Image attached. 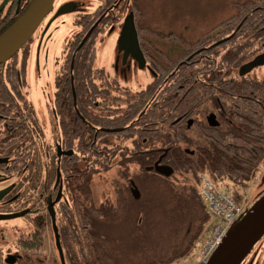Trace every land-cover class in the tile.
Returning a JSON list of instances; mask_svg holds the SVG:
<instances>
[{
	"label": "flooded vegetation",
	"instance_id": "flooded-vegetation-1",
	"mask_svg": "<svg viewBox=\"0 0 264 264\" xmlns=\"http://www.w3.org/2000/svg\"><path fill=\"white\" fill-rule=\"evenodd\" d=\"M33 1L0 0V33ZM68 3L73 4L69 14L74 27L57 48L62 28L54 24L60 17L49 22ZM98 3L56 0L27 44L0 65V264H26L29 259L58 264L53 214L60 241L72 210L77 222L91 204L115 206L123 216L124 208L141 200L144 174L157 177V169L169 168L172 178L179 174L197 188L202 173H182L168 157L176 150L194 159L206 157L202 149L211 148L210 133L220 135V141L232 136L234 126L252 127L249 149L255 157L263 155L250 184L261 185L264 179V81L256 76L264 68V34H208L178 67L170 68L162 66L167 61L162 51L144 48L139 38L152 80L147 88L133 90L122 82L128 79L124 66L139 65L131 58L123 61L118 43L115 57L97 64L98 44L107 28L118 22L122 28L121 14L110 13L107 23L98 25L93 50L78 48L102 18L96 15ZM246 66L251 67L242 74ZM77 67L83 69L81 81L74 77ZM179 68L185 71L184 82H179L174 100L169 99L171 111L160 120L165 99L159 96L164 87L171 93L178 84ZM184 100L180 114L176 111ZM169 127L168 141L161 139V129L166 135ZM102 174L113 181L107 178L109 187L106 182L112 197L96 206L92 184ZM82 185L91 193L88 206L81 204ZM256 195L259 201L264 191ZM241 264H264V236Z\"/></svg>",
	"mask_w": 264,
	"mask_h": 264
},
{
	"label": "trees",
	"instance_id": "trees-1",
	"mask_svg": "<svg viewBox=\"0 0 264 264\" xmlns=\"http://www.w3.org/2000/svg\"><path fill=\"white\" fill-rule=\"evenodd\" d=\"M97 2L99 3L96 15L97 17L102 16V18L98 21V24L90 30L89 35H86L85 40H88L89 44L85 45L86 41L84 40L80 46H78L79 49H94V38L97 35V31H99L97 27L98 25L102 26L107 23L108 14H121L123 19L128 11L134 12L138 36L142 40L143 47L146 48L147 45H152L155 49L162 51V55H166V65L162 64L164 67H178L180 65L179 62L186 58L185 56L188 54L189 50L191 51L198 47L202 39H204H198L196 37L194 28L192 32L194 36L189 37L187 34L190 33V29H192L191 26L184 27V34H186V30H188L187 36H184L183 34L178 35L173 31L162 32L157 30L155 25L146 24L144 19L147 16L144 9L139 4V0H97ZM233 7L235 9L233 20L224 22L222 25L219 23V28L212 29L211 32H213V34H216L218 31H222L224 34L231 33L232 36L244 31L246 33L264 34V0H254L241 4L235 3ZM16 21L9 27H6V29L0 33V37L10 29ZM88 28H91V26ZM159 40H163V44H167L166 51L161 48V42H159ZM206 40L207 38L203 41ZM173 50L175 53L169 54ZM19 63H21V61ZM75 71H77L78 74L74 75L75 80H83L84 77L81 76L83 69L77 67ZM176 71L178 75L175 79L178 84L172 86L171 93L169 86L164 87L159 96V98L165 99V101L161 103L162 110L160 120L165 119L167 113L171 111L170 107H172V100L170 101L169 99L172 98L174 100L173 96L175 91H178L179 82L182 83L185 79V71H183V68H179V70ZM186 104L187 102L184 100L176 112L180 114L183 113ZM150 105L151 103L146 107L145 113ZM259 110L260 109H258L257 114ZM233 117L237 118L235 115ZM171 130L172 128L169 127L166 135H163V129H161V139L165 137L168 141ZM250 132H253L252 127L241 126L240 129H237V127L234 126L230 132L232 136L230 138L226 135L222 136L220 141L218 139L220 135L210 133L209 146H211V148L202 149L204 154H207L208 157L203 156L194 159L184 152L176 150L169 155L168 159H173L176 164V169L182 173L192 172L196 175L197 173H208L209 171L212 175L208 174L216 182L225 184L229 182L236 187L245 188L250 185L256 171L255 168L260 163L263 155L260 154L259 158L255 157V154L252 153L253 150L249 149L251 145V139L249 138ZM258 132H260V130H258ZM178 136L182 137L183 133H179ZM177 175L178 176L173 178L157 176L159 183L158 192L161 196L169 198L168 202L170 204L180 201L184 205V208H187V203L189 201L195 202L200 211L197 226L187 231L185 235L183 232L173 245L164 249V258L154 257L149 253V249L144 247L137 253L138 257L142 259L140 264H172V262L181 258L180 256L186 255L190 251V248L203 232L201 224L204 223L205 225V223L210 220V214L199 194L198 187L196 188L193 185L184 183L182 178H180L181 176L179 174ZM86 186H81L80 194L82 197L81 204L88 206L91 193ZM167 216L178 217L174 210H169ZM121 217L120 212L117 208L115 209V207H107L105 205L96 208L91 204V206L85 210V216L82 215L79 222H77L72 210V219L68 223L65 222L66 226L61 234V245L64 251L66 264H110L114 259L113 254L116 253V251H110L111 243L113 242L98 233L99 228L96 226V222H119ZM142 219H145V214L144 216H136V221H134L132 227L134 229H139L142 225L140 222ZM56 259L58 260V256ZM26 264L41 263L29 259ZM58 264H60L59 260Z\"/></svg>",
	"mask_w": 264,
	"mask_h": 264
},
{
	"label": "rangeland",
	"instance_id": "rangeland-1",
	"mask_svg": "<svg viewBox=\"0 0 264 264\" xmlns=\"http://www.w3.org/2000/svg\"><path fill=\"white\" fill-rule=\"evenodd\" d=\"M249 1L254 0H139V4L146 13L147 17L144 19L146 24L155 25L157 30L162 32L173 31L184 36L188 33V30H186V34L183 33L184 27L191 26L192 29L187 35L194 36L192 34L194 28L196 37L202 39L208 34H213L212 29L219 28V23L222 25L224 22L233 20L235 13L233 5L235 3L241 4ZM92 2L97 4V0H92ZM73 19L74 15L67 14L55 22L54 26L59 25L62 28V34L57 36V48H60L62 38L64 39L66 34L73 29ZM120 30L119 22L112 28H107L98 44V66L107 63L109 57H115ZM162 41L159 40L161 48L166 51L167 44H163ZM174 53L173 50L169 54ZM124 70L128 73V79L122 82L133 90L147 88L152 80V74L148 68H138L132 62L124 66ZM256 76L264 81V68L257 71ZM42 87L49 91V88L44 84ZM37 97H40V94ZM107 178L110 180L109 174H102L99 178L101 181L93 180V197L96 206L108 203L112 197L106 189ZM141 179L139 186L144 192L142 199L137 204L124 208L125 213L119 222H96V226L99 228L98 233L113 242L110 251L115 250L116 253L113 254L114 259L110 264H140L142 259L138 257L137 253L144 247L149 249V253L154 257L164 258V249L173 245L183 232L185 235L187 231L197 226L200 211L195 202L189 201L187 208H184L180 201L170 204L169 198L161 196L158 192L157 177L144 174ZM110 181L107 183V187H109ZM263 181L264 179H262ZM218 187L231 192L239 191L242 194V199H245L250 206L257 202L256 194L264 191V183L259 186L252 183L248 187L239 189L229 183H220ZM110 189L112 190L111 186ZM205 205L208 210V204L205 203ZM139 210L140 212H138ZM169 210H174L178 217L167 216ZM144 214L145 219L140 221L142 225L139 229H134L132 226L136 221V216H144ZM219 222L217 217L210 215V220L205 225L201 224L203 232L190 251L186 255L180 256L181 258L172 264H199L202 259L204 242L212 237V230Z\"/></svg>",
	"mask_w": 264,
	"mask_h": 264
},
{
	"label": "water",
	"instance_id": "water-1",
	"mask_svg": "<svg viewBox=\"0 0 264 264\" xmlns=\"http://www.w3.org/2000/svg\"><path fill=\"white\" fill-rule=\"evenodd\" d=\"M55 1L34 0L28 10L0 37V65L6 63L27 44L42 21L53 10ZM71 6L73 4L68 3L60 7L49 24L61 16L74 12L73 9H70ZM117 43L119 52H123V61L125 63L131 58L138 63L139 68L146 69L147 62L140 47L133 11H128L125 14ZM262 64L259 63L257 65ZM250 65L256 66L255 63ZM247 67L251 66L242 68V74L247 72ZM172 171L169 168L157 169V173L166 177H170ZM132 193L136 199L140 198V192L137 188H134ZM0 219H4V217L0 216ZM53 227L61 263L66 264L54 214ZM263 236L264 195L252 207L250 205L247 206L245 213L231 226L208 264H241Z\"/></svg>",
	"mask_w": 264,
	"mask_h": 264
},
{
	"label": "built area",
	"instance_id": "built-area-1",
	"mask_svg": "<svg viewBox=\"0 0 264 264\" xmlns=\"http://www.w3.org/2000/svg\"><path fill=\"white\" fill-rule=\"evenodd\" d=\"M200 191L202 197L209 203L211 213L220 220L212 237L203 246L202 259L199 264H207L231 226L242 216L244 209L231 195L219 190L205 176L201 177Z\"/></svg>",
	"mask_w": 264,
	"mask_h": 264
}]
</instances>
